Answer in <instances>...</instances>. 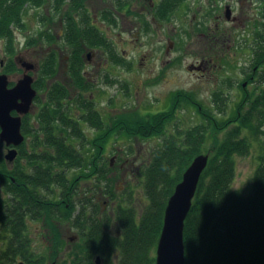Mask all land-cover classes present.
I'll list each match as a JSON object with an SVG mask.
<instances>
[{
  "label": "trees",
  "instance_id": "obj_1",
  "mask_svg": "<svg viewBox=\"0 0 264 264\" xmlns=\"http://www.w3.org/2000/svg\"><path fill=\"white\" fill-rule=\"evenodd\" d=\"M65 1L0 0V41L5 54V60H0L1 73L22 72L16 62L20 49L15 35L26 30L24 18L28 8L38 9L48 2L51 3L50 17L42 21L53 22L59 16L64 20L63 38L74 51L71 63L80 61L76 57L88 48L110 47V41L92 23L93 18L84 8L85 1L67 0L68 4ZM187 1L161 0L157 20L177 11ZM260 3L262 28L254 29L257 45L251 53L255 67L264 65V0ZM115 5L114 10L111 6L109 15L101 14L107 18L109 26L117 25L115 11L120 10L121 4L116 1ZM39 40L42 44L54 45L57 38L50 31H39L25 41V51L37 48ZM116 57L118 55L113 53V61L118 64ZM58 59L52 50L46 58H40L33 86L38 92L36 103L41 111L35 116L37 121L30 116L23 120V134L33 139L28 148L25 144L21 147L16 161L20 165L27 160L34 173L32 179H25L26 168L19 166L13 177L19 176L17 187L26 182L31 184L24 191H14L13 199L5 196L10 190L7 186L3 189L5 195H0V264H17L19 260L25 264H48L43 256H35L24 234L29 219L41 220L45 228L50 227L54 234L50 238L54 251L50 252L49 259L58 261L57 264H96V256L101 257L103 264H113L116 256V264H155V250L168 200L194 159L203 154L202 146L209 133L212 131L217 137L230 125L235 127L234 133L225 135L224 140L216 138L206 153L209 162L185 220V264H264V154L253 175L251 194L243 196V192L233 187L236 156H247L251 149L249 137L239 136L249 127V112L264 104L263 96L246 106L240 103L234 118L220 123L212 114L199 109L203 123L182 132L166 130L167 124L174 121L176 113L172 110L145 119L120 117L106 124L91 101L72 96L69 87L57 81L50 85L57 75ZM83 65L81 59L69 72L81 87L86 83L75 69ZM179 99V102L187 101L182 96ZM74 107L81 114L73 115ZM248 107V113L243 115L242 109ZM85 122L92 126V131L96 129L94 133L87 131L86 134L81 130L80 124ZM122 135L143 140L158 137L162 142L143 171L147 205L141 209L129 200L108 215L103 213L100 204L101 198L114 195L109 177L111 165L104 160L106 146L112 137L116 141ZM8 170L5 159L1 160V176ZM59 218L80 234V244H75V251L65 245L70 249L65 262L60 258L66 241L55 228V220Z\"/></svg>",
  "mask_w": 264,
  "mask_h": 264
},
{
  "label": "rangeland",
  "instance_id": "obj_2",
  "mask_svg": "<svg viewBox=\"0 0 264 264\" xmlns=\"http://www.w3.org/2000/svg\"><path fill=\"white\" fill-rule=\"evenodd\" d=\"M84 1L85 10L93 18L92 23H96L102 32L104 31L103 28L109 30L103 32L110 41V47H107V51L111 54L116 53L118 55L116 58L120 64L125 63L120 67L115 65L106 67L104 65L103 70L108 72H104L105 75L103 74V78L99 80H93L92 76L89 75L86 76V82L89 83L88 89L83 91V96L80 99L85 98L91 101L95 110L101 114L99 117L104 120V123L110 124L120 117H130L135 120L145 119L146 116L164 112L166 109L162 107L163 103H167L169 94L175 92L185 94L189 101L181 100L176 103L177 111L173 118L174 121L166 126V130L170 133L177 130L187 131V129L201 125L202 118L199 109L212 114L217 123L234 118L241 102V87L239 88L234 82L240 79L242 71L248 68L245 67V64L252 62L251 52L257 45L256 35L253 34L254 29L262 28L259 10L263 6H261L260 0H234L232 8L228 7L231 14L229 21L225 15L229 0H215V4L214 0H189L182 3L177 11L169 15L171 17L169 23L171 29H168V33L158 34L151 30L152 33L149 35L154 36L148 39L140 38V42L131 50L122 45L119 36L121 34L119 18L115 17L116 26H109L107 18L100 17V14L105 12L104 10L110 11L114 1ZM207 1H210L208 5H206ZM65 2L68 4L67 0ZM231 9L234 10L232 13ZM50 11L51 3L49 2L38 9L28 8L24 18L27 25L26 30L18 31L15 35L17 46L20 49L16 55L28 63L35 64L37 62L38 64L40 62L38 57H41L43 53L45 54L48 46H50L47 43L42 44L39 40L37 48L25 51L24 43L28 38L37 35L39 31H50L56 38H59L60 35L65 36V25L62 28L59 22L60 16L53 22L43 23V18L50 17L48 13ZM219 16L222 18L217 19ZM217 20L220 22L219 25H221L220 28L225 38L219 46H213L208 37L204 35L209 32L210 27H214ZM233 23L237 25L234 26ZM235 40L236 43L234 44ZM55 43L58 44V47L55 46L54 48L59 52L60 60L63 62L62 59L70 55L72 49L66 48L61 39ZM240 45L246 48L241 49L240 47L238 49ZM2 47L3 42L0 41V60H5ZM100 50V48L91 47L85 53L94 52L92 60L97 62H102L106 60L105 58H108L110 62L113 61V56L112 58L108 57L104 50L101 54ZM199 61L207 65L209 68L207 73L195 71L197 73L195 74L194 70L189 69L191 66L202 65ZM62 71L60 74L63 76V81L68 84L70 90L72 89V94H80L79 89L74 87L69 71L67 69ZM5 74L9 77L11 86L21 79L23 73ZM203 75L205 78L202 77ZM73 110V115L81 114L79 109L74 107ZM248 110L249 107L242 109V114L246 115ZM35 112L38 113L36 105L33 113ZM33 115L31 120L37 121L36 115ZM248 117L249 127L244 132L242 131L239 137L248 136L251 149L247 156H236L237 172L233 185L235 190L243 192V196L251 194L253 175L258 168L261 155L264 154V104L249 112ZM80 128L86 134L87 131L94 133L93 131L96 130L92 131V126L87 122L81 123ZM234 131L233 125L228 126L217 137H214L215 134L213 135L211 131L206 138V144L202 146L203 154L206 155L207 151L211 150L216 138L224 140L225 135L227 137ZM161 142L162 139L158 137L143 140L127 135H122L116 141L114 137L109 140L104 160L108 166L111 165V161H116L114 162V169L112 170V167L110 169L111 175L109 176L112 178L114 195L100 199L103 213L109 215L119 204L125 205V202H129V200L139 205L141 209L147 205L143 189L145 178L143 171L150 157L160 147ZM119 150L121 151L119 152ZM6 152L5 145L0 143V162ZM62 229L66 231L62 233V238L66 239L63 247L69 245L67 243L71 238L69 248L75 251L77 249L75 244L77 243L78 246L80 244V240L75 237V230L71 229L69 232L65 228ZM27 230V236L33 246L35 256H43L44 260H48V264H51L52 261L49 256L50 252L54 250L50 247L51 239L48 238V233L43 229V221L29 222ZM66 253L64 248L60 258L63 262L68 260ZM116 259L117 256L114 258L113 264H116ZM43 263L45 264V262Z\"/></svg>",
  "mask_w": 264,
  "mask_h": 264
},
{
  "label": "flooded vegetation",
  "instance_id": "obj_3",
  "mask_svg": "<svg viewBox=\"0 0 264 264\" xmlns=\"http://www.w3.org/2000/svg\"><path fill=\"white\" fill-rule=\"evenodd\" d=\"M113 1H114V4L111 5L113 7L116 6L115 5L116 1H117L118 5L121 4V6H119L120 10L116 9V11H115V15H116L115 17L117 19L119 18L118 20L121 21V24L119 25V30H121V34H119V36H120V38L122 40V45L125 48L128 47L127 49L131 50L132 48H135L136 44L140 42V40H139L140 38L145 37V39H148V38L154 36V35H152V36L149 35L150 33H152L151 30H153V32H156V33L159 34V33H162V32H167L168 33L169 32L168 29H171L170 28L171 25L169 24L170 20H171V17H169V16L162 17L161 21H158L157 18H156V15H158L157 14L158 13V5H159L161 0H112V2ZM209 3H210V1H207L206 5H208ZM215 3H216V1L214 0V4ZM232 3H234V0H229L228 1V5L226 7L232 8ZM232 10L233 9H231V13H232ZM104 11L105 12H102L103 14H108L109 15L111 10L110 11L104 10ZM96 16H98V15H96ZM100 17L102 18L103 15L100 14ZM194 18H196V16H194ZM221 18L222 17L219 16L217 19H221ZM59 19H60L59 22L61 23V26L63 28V25H66V23H64V20L62 18H59ZM219 23H220L219 20H217L216 24L214 25V27L213 28L210 27L209 30H208L209 32L206 35H204V36L208 37L209 41H211V44H213V46H219L221 43H223L224 38H225V35L223 34L222 29L220 28L221 25H219ZM94 25L96 26V23H94ZM233 25L236 26L237 24L233 23ZM103 29H104V31L107 30L105 28H103ZM98 31H102L101 28L98 29ZM107 31H109V30H107ZM104 36H105V34H104ZM121 36H123V37H121ZM59 39H61V42L65 45L66 48H69V45H67V43H65L64 38H63L62 35H60V37L57 38V40H59ZM235 43H236V40L234 41V44ZM45 44H46V42H45ZM109 44H110V42H109ZM55 46L58 47V44L54 43V45L52 44V45L48 46L49 48L45 51V54L43 53L41 57L40 56L38 57L39 61H40V58H46V56L49 55V52L51 50L54 51L59 57L58 63H57L58 64V66H57V75L54 76L49 83H50V85H52L54 83V81H57L58 83L64 84V85H66L68 87V84H66L63 81V76H61L60 73H61L62 70L64 71L66 69H67V71L70 72V68H72V67L75 68L77 65L80 64L81 59H82V63L84 65L82 66V68L79 67V68H76L75 70H78V72L82 74V76H83V78L85 80V83H86L85 86L81 87L80 84L75 83L76 80L71 75V77H72L71 80L73 81L74 87L77 90L79 89L78 91L80 92V94L79 93L72 94V89L70 90V93L72 94V96H78L79 98H81L83 96V94H82L83 91L88 89V84L89 83L86 82V76L89 75V76H92L93 80H99V79L103 78L104 72H106V73L108 72L107 70L106 71L103 70L104 65L106 67H109V66L112 67V65L120 67L121 65L123 66V64H125V63H123V64L118 63L117 64V63H114L113 61L110 62L109 59L105 58L104 56L103 57L106 60H104L102 62L101 61L97 62L95 60H92V56H93V53H94V52H92L93 50L90 53L86 54L85 52H83L84 54L81 53L80 55H78L76 58H80V61L76 60V61H74V63H71L72 57H73V54H74L73 53L74 51H71V54L68 55L66 58H63L62 59L63 62H61L60 54L57 51V49L55 50V48H54ZM238 47H239L238 49H240V47H241V49H245V47H243L241 45L238 46ZM102 50L107 52V56L108 57L112 58L113 54H111L110 52L107 51V47H104L103 49L100 50L101 54H102ZM167 53H169V51H167ZM233 54H236V53H233ZM16 62H17V66H19V68L22 69V73L24 74V69H23L22 64L24 62H26V61H24V59L22 57H18V58H16ZM199 63H202V65H200V66H191V67H189V69L192 70V71L194 70L195 74H197L195 71L200 72V73L202 72L203 74L207 73V71L209 69L207 67V65L206 64L204 65V63L202 61H199ZM32 64L36 66V71L31 73V75L34 77V82H35L36 79H37V77L35 75L38 72L40 65H39V62H38V64H37V62L35 64L34 63H32ZM246 66L248 68H246L245 70L242 71L241 78L237 79L234 82L237 86H239V88L241 87V89H240L241 90V92H240V96H241L240 97L241 98L240 101L241 102L240 103L243 104L244 106H246V105L250 104L251 102H253L255 99L258 98V96H260V97L263 96L264 97V65L261 66V67H259V66L255 67L254 65H252V62L250 61V64L249 63L245 64V67ZM202 77L205 78L204 75ZM68 79H69V77H68ZM33 85H34V83H33ZM11 86H13V85H11ZM125 90L127 91V89H125ZM36 96L38 97V92H37ZM180 96H182L185 99H187L185 94H182V93H179V92L170 93L169 96H168V102L165 103V104L163 103L162 107H164L166 109V111L172 110V111H174L176 113V111H177L176 110V103L180 100L179 99ZM37 97H36V99L34 100V102L32 104L33 107H32L31 112L29 114L23 115V120L26 117H28V116L32 117L33 114L37 115L41 111V106L36 103ZM187 101H189V99H187ZM35 105L38 108V113L37 114H36V112L33 113L34 109H35ZM116 110H117V108H116ZM166 111H164V112H166ZM159 113H163V112H159ZM13 115L16 116L17 113L14 112ZM35 115H33V116H35ZM23 120H22V125H23ZM24 138H25L24 143L21 146L18 147L19 153H20V150L22 149L21 147L25 144L24 146L28 148L30 143H31L30 140L33 139V138H30V139L28 138L29 139L28 140L27 137H25V136H24ZM5 148L7 149V152L9 150L14 149L13 147L9 148L6 145H5ZM30 148H32V147H30ZM120 151L121 150H119V152ZM3 159H4V157H3ZM114 162H116V161H111L110 162L112 170L114 169V166H115ZM5 164H6V166H7V168L9 170H8V172L5 173L4 176H1V174H0V195H2V196L5 195V193H4L5 190H3V189H5V186H7L10 190H8L9 193H7L5 196H7L8 198H12L13 199L14 198V195H13L14 191H16L17 189H21V190L23 189V191H24V188L31 184L29 182H26V184H23L22 187H17V186H19V184L16 183V182H17V178H19V176H16L17 178L13 177L14 170L18 169L19 166H23L24 168H26V176H24L25 179L26 178L32 179V174L34 173V169L30 168L27 160H25V161L23 160L20 163V165H19V163L17 161L7 162L6 159H5ZM13 187L15 189H13ZM102 211H103V209H102ZM31 221H33V220L29 219L28 223L31 222ZM38 221H40V220H38ZM38 221H36V222H38ZM64 221L65 220L63 218L62 219L59 218V219L55 220V224H56L55 228L58 229V232L61 235V237H62V233L66 232L62 228H65L69 232H70L71 229H73L76 232L75 237L78 240H80L79 231L74 229L71 226V224H66ZM33 222H35V221H33ZM43 229L48 233V238H51L54 235V234H52L50 227L49 228H45L44 225H43ZM27 232H28V230H26L24 232V234L26 236H27ZM70 240H71V238H70ZM70 240H69V243H68L69 245H70ZM65 241H66V239H65ZM51 246H52V244H50V247ZM31 247H33L32 244H31ZM64 248H65V251H67V253H68V251L70 249L66 248V247H64ZM20 261H22V260H20ZM20 261H18V262L20 263ZM22 262H24V261H22Z\"/></svg>",
  "mask_w": 264,
  "mask_h": 264
},
{
  "label": "water",
  "instance_id": "obj_4",
  "mask_svg": "<svg viewBox=\"0 0 264 264\" xmlns=\"http://www.w3.org/2000/svg\"><path fill=\"white\" fill-rule=\"evenodd\" d=\"M225 15L228 21L231 20L228 7ZM22 66L23 77L11 87L9 77L0 72V143L14 148L4 156L8 162L17 159L18 147L25 141L22 134L23 115L31 112L32 104L37 97V91L33 86L34 77L31 75L36 71V66L28 62H24ZM14 112L17 113L16 116L13 115ZM208 162V155L200 154L196 157L170 197L164 211V224L157 243L155 264H185V220L191 212L192 200ZM100 261V257L97 258V264Z\"/></svg>",
  "mask_w": 264,
  "mask_h": 264
},
{
  "label": "bare ground",
  "instance_id": "obj_5",
  "mask_svg": "<svg viewBox=\"0 0 264 264\" xmlns=\"http://www.w3.org/2000/svg\"><path fill=\"white\" fill-rule=\"evenodd\" d=\"M226 8H227V7H226ZM200 117H202L201 114H200ZM202 123H203V119H202ZM198 186H199V185H198ZM197 191H198V190H197ZM196 194H197V192H196ZM195 196H196V195H195ZM194 198H195V197H194ZM193 200H194V199H193ZM193 200H192V201H193ZM193 202H194V201H193ZM192 205H193V204H192ZM189 214H190V213H189ZM57 262H58V261H54V263H56V264H57Z\"/></svg>",
  "mask_w": 264,
  "mask_h": 264
}]
</instances>
